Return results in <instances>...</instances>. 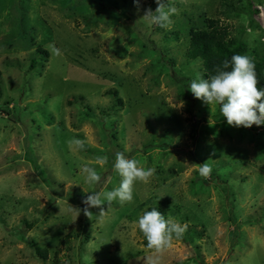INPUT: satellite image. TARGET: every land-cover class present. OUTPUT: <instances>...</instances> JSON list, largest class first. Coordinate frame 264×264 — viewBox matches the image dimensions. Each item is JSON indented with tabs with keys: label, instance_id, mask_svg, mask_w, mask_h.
Here are the masks:
<instances>
[{
	"label": "rangeland",
	"instance_id": "374dc122",
	"mask_svg": "<svg viewBox=\"0 0 264 264\" xmlns=\"http://www.w3.org/2000/svg\"><path fill=\"white\" fill-rule=\"evenodd\" d=\"M226 1L161 0L176 13L160 27L144 17L157 0H0V264H147L152 207L186 225L160 264H264V125H228L187 88L207 18L264 70V0ZM117 153L155 172L88 217L86 195L119 187Z\"/></svg>",
	"mask_w": 264,
	"mask_h": 264
},
{
	"label": "clouds",
	"instance_id": "9594fccd",
	"mask_svg": "<svg viewBox=\"0 0 264 264\" xmlns=\"http://www.w3.org/2000/svg\"><path fill=\"white\" fill-rule=\"evenodd\" d=\"M139 6L140 0H133ZM176 13L175 8L165 10L161 0H157L155 10L149 9L144 15L149 25L167 27L171 24V16ZM53 54L59 50L52 48ZM254 62L246 55L233 54L218 66L215 73L209 78H197L191 80L187 88L194 97L201 99L205 104L219 106L221 116L231 126L250 127L253 124L264 125V87H258ZM182 101L180 102L182 106ZM175 106V105H174ZM70 145L82 148L84 141L73 139ZM101 166L106 163V158H98ZM113 168L121 177L119 187L107 192L91 191L83 198L85 207L83 212L90 217L89 208L99 207L105 202L113 200L119 202L133 201V186L136 181L147 182L155 169L138 166V161L126 157L123 153H117ZM199 175L207 177L211 171V165L203 162L197 169ZM85 174L84 183L89 185L100 181L101 176L95 167L88 164L82 166ZM89 192V190H84ZM137 226L147 241V248L154 251V255L147 257V264H160V253L172 247L174 238L179 239L186 225L174 222L166 218L158 208L146 210L138 217Z\"/></svg>",
	"mask_w": 264,
	"mask_h": 264
},
{
	"label": "trees",
	"instance_id": "16d2710c",
	"mask_svg": "<svg viewBox=\"0 0 264 264\" xmlns=\"http://www.w3.org/2000/svg\"><path fill=\"white\" fill-rule=\"evenodd\" d=\"M227 0L225 5L232 6ZM207 26L205 28H191L190 37L188 39V49L186 51V56L189 59L199 58L201 60L202 72L204 78H209L212 76L217 67L222 65L225 59L231 58L233 54L245 55L247 52L246 45L238 41L234 47L230 44L233 40L229 38L228 26L215 18L206 19ZM247 56V55H246ZM255 65V72L258 80V87H264V70L262 60L256 57H250ZM0 112H7L8 109L0 108ZM158 208V210L166 214V210L163 207H152ZM150 208V210L152 209ZM196 232V231H195ZM197 233V232H196Z\"/></svg>",
	"mask_w": 264,
	"mask_h": 264
}]
</instances>
